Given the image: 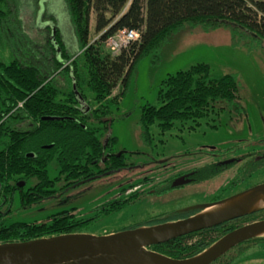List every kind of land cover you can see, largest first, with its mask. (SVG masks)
<instances>
[{"label": "trees", "instance_id": "1", "mask_svg": "<svg viewBox=\"0 0 264 264\" xmlns=\"http://www.w3.org/2000/svg\"><path fill=\"white\" fill-rule=\"evenodd\" d=\"M67 2L76 37L73 47L74 44L79 47L78 55L67 57L63 50V64L55 59L57 55L50 53L55 68L47 73H43L42 68L23 66L17 61L0 62V183L9 186L0 190V200L4 195L9 200L8 204L0 203V244L65 234L105 235L178 220L182 212L142 219L109 232L105 231L107 225L99 227L95 223L123 210L132 203L128 199L108 204L105 211H98L89 219L79 218L82 216H77L75 209L56 213L42 222L8 223V216L13 213L11 204L16 193L19 194L16 198L20 199V211H24L50 200L59 183L65 190L131 166L129 157L140 153L114 151L118 140L109 134L113 125V120H109L111 107L120 105L139 62L158 52L173 35L187 27L208 30L230 26L264 41V0ZM22 7L25 5L19 6ZM7 8L8 0H0V24L8 16ZM92 14L96 18L93 32L90 27ZM122 30L137 31L140 37L132 46L114 55L106 42ZM92 35L99 36L93 43L90 42ZM69 58H72L70 64ZM64 73H68L72 81V90L66 93L54 84ZM116 89L120 92L114 96ZM86 91L93 94V107L86 104ZM240 91L241 83L235 75L213 77L207 64L171 74L159 88L161 106L146 105L142 109L141 140L150 146L155 139L151 134L154 127L162 137L175 130L191 133L203 124L212 128L213 111L214 119L227 111L224 107L219 108L218 103L239 104ZM44 118L59 120L44 121ZM25 120L33 122L35 127L18 130L15 125ZM215 123L214 130L218 128ZM52 166L57 172L54 178L50 173ZM18 181L26 182V187L16 189ZM262 240L253 241L259 243ZM214 241V237L208 236L190 245L180 237L149 250L183 260L202 253ZM232 259L226 256L218 264H233L235 259Z\"/></svg>", "mask_w": 264, "mask_h": 264}, {"label": "rangeland", "instance_id": "2", "mask_svg": "<svg viewBox=\"0 0 264 264\" xmlns=\"http://www.w3.org/2000/svg\"><path fill=\"white\" fill-rule=\"evenodd\" d=\"M22 4L25 7L19 8ZM7 13L8 16L0 24V62L11 64L17 61L23 66L26 64L30 67L37 66L42 68L43 73H47L55 68L52 63L54 58L50 53L57 55L55 59L63 64L65 61L62 57L63 50L67 57L71 55L74 57L80 53L78 46L76 48L74 44L73 47L76 37L67 0H8ZM95 25L96 18L92 14L91 32L95 31ZM97 36L92 35L90 42L97 41ZM112 43L110 40L107 41L110 47ZM68 60L70 64L72 58ZM198 64L209 65L213 77L235 75L241 83V100L239 104L232 103L230 106L218 103L219 108L224 107L232 113L233 119L224 112L219 118L214 119L218 127L214 132L208 125L203 124L196 131H192L190 137L203 147L214 144V148L225 158L237 156L238 152L241 155L264 156V41L252 38L230 26L208 30L203 27H187L173 35L158 52L139 62L120 105L111 107L109 120H113V125L109 134L118 140L114 151L140 153L128 159L132 170H122L65 190H62V183H59L56 198L25 211H20V199L15 198L13 213L8 223L42 222L51 215L72 209H75L78 216H84L79 218L89 219L91 217L88 216L93 215L97 207L106 203L130 198L139 190L149 191L150 188L162 190L168 187L169 184L164 185L160 179L146 186L134 184L146 176L160 173L162 170H153L156 165L146 166L144 163L161 158L164 154L174 153L169 152L174 148V142L180 138H187L190 133L186 130L181 132L175 130L167 134L166 136H171L166 147L165 137H162L154 127L151 134L157 141L147 146L140 137L142 109L146 105L161 106L158 92L165 78L179 71L189 70ZM54 84L63 93L72 90V81L68 73L59 75ZM119 92L120 90L116 89L114 96ZM85 99L90 107L95 105L93 94L89 91H86ZM16 125H19L21 130L30 129V124ZM200 146L196 148L194 145L193 148L199 153ZM188 147L184 148V145L180 144L179 149L183 151ZM228 172L215 183V186L229 182L231 178ZM50 173L52 178L57 176L54 166L50 168ZM231 174L234 173L231 171ZM261 176L264 177V174ZM194 191H196L194 186L186 185L173 189L164 197L158 198L151 194L144 197L143 205L134 207L131 212L106 217L95 223L99 227L107 225L105 229L108 232L114 231L146 219L143 217L147 215L146 209L151 208L155 211L151 215H156L160 214L159 212L164 213L199 203L202 197ZM15 196L19 197V194L16 193ZM250 254L242 253L236 264L259 263L262 261L260 258H264V253H257L247 259Z\"/></svg>", "mask_w": 264, "mask_h": 264}, {"label": "water", "instance_id": "3", "mask_svg": "<svg viewBox=\"0 0 264 264\" xmlns=\"http://www.w3.org/2000/svg\"><path fill=\"white\" fill-rule=\"evenodd\" d=\"M57 118H44L55 121ZM184 184V183H181ZM176 184L174 186H178ZM193 217L109 235L65 234L26 242L0 244V264H214L230 250L252 239L264 238V220L240 227L195 257L176 260L150 247L214 228L264 211V183L211 205ZM217 208L212 212L207 210Z\"/></svg>", "mask_w": 264, "mask_h": 264}, {"label": "flooded vegetation", "instance_id": "4", "mask_svg": "<svg viewBox=\"0 0 264 264\" xmlns=\"http://www.w3.org/2000/svg\"><path fill=\"white\" fill-rule=\"evenodd\" d=\"M226 113L228 114V111H226ZM229 115H230V119H233L232 113ZM19 124L20 125L30 124V129H26V130H21L19 129V125H15L16 128L20 131L31 130V127L32 129L35 127L33 122L27 121V120L19 122ZM210 124L212 126L211 130L212 132H214V111L210 117ZM191 134L192 133H190L187 136V138L181 139L179 137L180 139H177L174 142L175 143L174 148H172L169 151V152L174 151V153L170 155L164 154V156L161 158L152 159V160L145 162L144 164H146V166L156 165V167L153 168V170H158V171L162 170V171H160V173L156 172L152 176H146L144 179L134 184L135 186H146V185H149L151 182H154L155 180L160 179L159 181L162 182L164 185L169 184L168 187H165L162 190L160 189L155 190L154 188H150L149 191L139 190L136 192L137 195L136 194L133 195L135 197L131 196L130 198L118 199V200L106 203L102 205L101 207H97L95 213L88 217H92L94 215L96 216V214H98L97 213L98 211H105L108 204L117 202L123 199L131 200L132 203H128L127 206L123 210L119 212H115L109 217L117 216L121 213H126V211H128L129 213L134 207L143 205L144 197H147L148 195L155 194V196L160 198V197H164L166 193L172 191L175 188H182L186 185H192L196 188V191H194V193L199 194L202 197V200L199 203L190 204L184 208H180L177 210L175 209V210L167 211L164 213L159 212L160 214H156V215H151L155 211L150 208L149 210L146 209L147 213L145 214L147 215L143 216V217H146V219H149L152 217H167L168 214H172L174 212H182V215L179 216L180 218L178 220H183L188 217H193L202 211V210H198L196 207L218 203L234 195L242 193L246 191L247 189L252 188L260 183H264V177L261 176L262 174H264V156L263 155L262 156L256 155V154L241 155L240 152H238V154H236L237 156L225 158L222 156L220 151H217L214 148V144H210L206 147L200 146V143H198L196 140L190 137ZM170 136L171 135L165 136L166 147L168 145ZM176 137H178V135H176ZM154 141H157L156 138L154 139ZM180 144H183L184 148L187 146L189 147L186 150L181 151L179 149ZM194 145L196 148L200 146V149L198 150L199 153L194 150L193 148ZM28 157L33 158V155H29ZM127 169L132 170V167L129 166L128 168H126V170ZM231 171L234 174H231ZM227 172L230 173L229 178L231 179L229 180V182L222 183L220 185L215 186V183L219 181V179H222L224 177V174ZM179 183L180 185L174 186ZM181 183H184V184H181ZM16 186H17L16 189L20 190L26 187V182L18 181L16 182ZM3 187L7 189L9 188L7 184L3 185L2 183H0V190ZM72 187H76V186H72ZM72 187H69V188H72ZM56 193H57V188H56ZM31 194H35V193L32 192ZM140 195H143V197L141 198ZM56 197L57 195L55 194L50 200ZM14 198H16V196H14ZM8 201L9 200L4 195V198L2 199V201L0 200V203L3 202L4 204H8ZM12 203H14V201ZM42 203L43 202L41 201L39 205ZM12 206L13 204H11V207ZM67 211H70V210H67ZM10 216L11 215H9L8 217ZM244 217H250V218L246 220L245 218L237 219L232 222L225 223V224H222L214 228H210V229L202 230V231H199L193 234H189L187 236H184V239H186L190 245H193L201 241L203 237L210 236V237H214V240H215L214 243H216L218 240L223 238L225 235H227L228 233L240 227H243L245 225H248V224L260 221V220H264V211L252 213ZM178 220H175V221H178ZM170 222H174V221H170ZM156 225H159V224H156ZM126 226H128V224ZM152 226H155V225H152ZM214 230H216L217 232L214 233ZM253 240L255 239L244 242L238 245L237 247L233 248L225 256L221 257L216 262H214V264H218L221 261V259L225 258L226 256H229L235 259L233 264H236V262L239 260L240 255L242 253H251L247 259H249L251 256L257 253L263 254L264 253V240L260 241L259 243ZM260 259L262 260L261 262L259 263L251 262L250 264H264V258H260Z\"/></svg>", "mask_w": 264, "mask_h": 264}, {"label": "bare ground", "instance_id": "5", "mask_svg": "<svg viewBox=\"0 0 264 264\" xmlns=\"http://www.w3.org/2000/svg\"><path fill=\"white\" fill-rule=\"evenodd\" d=\"M130 34H139V32L134 31V30H122V31L118 32L116 35H114L113 37H111V38H119L121 40H124L126 42L125 43V47L129 48L130 46H132L135 43V42H132L131 40H129V35ZM111 52L114 55H119L121 53V51H112V50H111ZM215 209H217V208L209 209V210L206 211V213L212 212Z\"/></svg>", "mask_w": 264, "mask_h": 264}, {"label": "built area", "instance_id": "6", "mask_svg": "<svg viewBox=\"0 0 264 264\" xmlns=\"http://www.w3.org/2000/svg\"><path fill=\"white\" fill-rule=\"evenodd\" d=\"M126 33V32H125ZM139 34H130L129 35V40H131L132 42H135L139 39ZM110 41H112L113 43L111 44L112 47L108 46L112 51H121L123 48L125 47V41L121 40L119 38H110ZM108 40V41H109ZM107 44V42H106Z\"/></svg>", "mask_w": 264, "mask_h": 264}]
</instances>
